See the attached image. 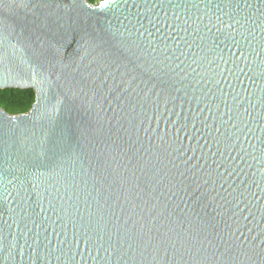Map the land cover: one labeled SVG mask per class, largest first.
<instances>
[{
    "label": "water",
    "instance_id": "obj_1",
    "mask_svg": "<svg viewBox=\"0 0 264 264\" xmlns=\"http://www.w3.org/2000/svg\"><path fill=\"white\" fill-rule=\"evenodd\" d=\"M0 0V264H264V0Z\"/></svg>",
    "mask_w": 264,
    "mask_h": 264
},
{
    "label": "trees",
    "instance_id": "obj_2",
    "mask_svg": "<svg viewBox=\"0 0 264 264\" xmlns=\"http://www.w3.org/2000/svg\"><path fill=\"white\" fill-rule=\"evenodd\" d=\"M95 5L101 0H86ZM35 94L32 89H3L0 90V108L10 115L27 113L33 102Z\"/></svg>",
    "mask_w": 264,
    "mask_h": 264
},
{
    "label": "snow or ice",
    "instance_id": "obj_3",
    "mask_svg": "<svg viewBox=\"0 0 264 264\" xmlns=\"http://www.w3.org/2000/svg\"><path fill=\"white\" fill-rule=\"evenodd\" d=\"M108 4V0H102L101 7H106Z\"/></svg>",
    "mask_w": 264,
    "mask_h": 264
}]
</instances>
